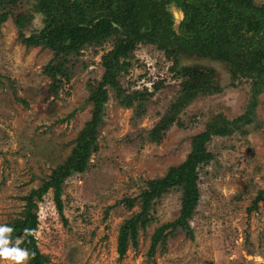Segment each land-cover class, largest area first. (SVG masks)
Wrapping results in <instances>:
<instances>
[{"label":"rangeland","instance_id":"rangeland-1","mask_svg":"<svg viewBox=\"0 0 264 264\" xmlns=\"http://www.w3.org/2000/svg\"><path fill=\"white\" fill-rule=\"evenodd\" d=\"M263 5L264 0H252ZM172 5L169 6L171 8ZM29 7L16 3L6 7L14 15ZM0 11V228L22 210L20 197L37 188L51 169L62 163L77 133L90 117L88 85L103 75L100 55L110 49L82 50L74 75L53 99L47 94L49 79L42 74L51 59L49 50L25 48L17 29ZM23 33L28 36L42 27L41 16ZM13 18V17H12ZM130 56V67L119 77L126 93H152L138 110L137 102L124 109L117 105L111 89L96 128V149L81 174L62 182V214L59 215L48 190L37 202L38 225L34 238L47 264H264V193L250 208L257 191L264 187V88L256 98L255 121L245 126V136L234 133L212 138L206 148L212 159L196 168L198 200L192 204L189 227L192 239L180 232L168 237L147 256L149 237L163 223L178 215L179 191L155 200L151 222L137 231L136 247L128 244L118 258L115 241L121 222L139 211L115 204L133 198L143 181L162 177L167 168L180 164L189 152L191 136L199 133L209 115L226 120L239 116L248 101L249 84L235 81L227 87L228 75L219 63L181 58V64L212 68L220 93L198 96L178 119L183 128L172 126L159 143H150L148 133L175 97L179 80L161 51L138 45ZM160 86L153 91V83ZM72 114L68 120L66 116ZM22 261L21 264H25ZM0 264L15 261L0 260Z\"/></svg>","mask_w":264,"mask_h":264},{"label":"trees","instance_id":"trees-1","mask_svg":"<svg viewBox=\"0 0 264 264\" xmlns=\"http://www.w3.org/2000/svg\"><path fill=\"white\" fill-rule=\"evenodd\" d=\"M16 3L25 4L29 9L13 16L6 7ZM170 5L183 13L177 33L172 30ZM3 9L5 16L11 17L17 39L25 48L51 51L52 57L43 66L42 74L49 79L47 94L53 99L58 98L59 91L74 75V63H78L82 50L97 49L106 41L111 42L110 49L100 55L103 68L100 81L88 85L89 120L77 133L64 161L51 169L37 188L29 189L20 197L23 202L21 212L1 226L11 229L3 235L8 241L5 246L26 251L25 264L48 263L34 238L38 225L36 203L51 190L57 213L62 214V182L84 172L90 154L96 149V128L107 101L105 87L111 89L119 107L127 109L137 102L138 110H142L143 102L152 93L146 89L126 93L119 82L120 74L130 67L129 55L138 45L154 46L161 51L171 63L169 71L173 78L179 80L175 97L148 133L150 143H159L172 126L183 128L178 114L196 97L222 90L215 81L212 68L181 64V58L221 64L228 75L227 87H235V81L249 84L243 113L231 120L221 114L209 115L203 129L191 136L189 152L180 164L167 168L160 178L143 181V188L135 197L115 203L126 209L139 203V211L118 227L115 241L118 258L124 255L128 244L135 249L137 231H143L151 222L149 212L155 200L172 191L180 192L178 215L172 222L155 228L149 237L147 256H151L157 246L164 248L167 238L175 232L192 239L189 227L193 214L191 205L199 197L196 168L212 159L207 143L212 138H226L234 133L245 136L244 127L255 121L256 98L264 88V6L255 5L252 0H0V11ZM33 14L41 16L42 27L25 36L23 30L33 19ZM159 86L160 82L153 83V91ZM71 117L72 114L58 121ZM263 193L264 187L257 191L250 208L255 209ZM25 229L32 230L31 234L26 235Z\"/></svg>","mask_w":264,"mask_h":264},{"label":"clouds","instance_id":"clouds-1","mask_svg":"<svg viewBox=\"0 0 264 264\" xmlns=\"http://www.w3.org/2000/svg\"><path fill=\"white\" fill-rule=\"evenodd\" d=\"M11 229L0 228V260H11L15 261V264H21L22 261L28 259V255L26 251H21L19 248H8L7 245L8 241L3 239V235L5 232H10ZM32 230L25 229V234H31ZM20 241H18L19 243ZM35 254L33 253V256Z\"/></svg>","mask_w":264,"mask_h":264},{"label":"water","instance_id":"water-1","mask_svg":"<svg viewBox=\"0 0 264 264\" xmlns=\"http://www.w3.org/2000/svg\"><path fill=\"white\" fill-rule=\"evenodd\" d=\"M168 11L170 13L171 19H172V30L177 33L178 31V24L182 21L183 19V13L181 12L180 9L174 7L172 5L171 8H168Z\"/></svg>","mask_w":264,"mask_h":264}]
</instances>
